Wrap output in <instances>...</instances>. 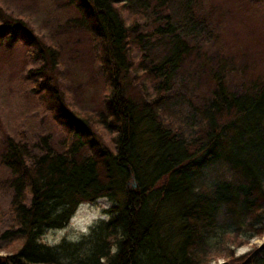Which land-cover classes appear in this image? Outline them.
I'll return each instance as SVG.
<instances>
[{
    "label": "trees",
    "instance_id": "obj_1",
    "mask_svg": "<svg viewBox=\"0 0 264 264\" xmlns=\"http://www.w3.org/2000/svg\"><path fill=\"white\" fill-rule=\"evenodd\" d=\"M71 1L102 58L116 151L101 147L91 158L81 157L100 121L67 106L55 79L59 48L0 7V47L21 38L29 55L43 63L38 70L49 72L56 84L43 99L58 105L59 118L70 128L65 152H56L46 138L43 153L31 162L28 146L6 136L0 159L16 177L14 232L25 242L17 253L0 256V264H210L209 255L221 250L225 237L262 236L264 74L241 90L231 89L227 68L217 60L215 70L206 67L212 98L199 107L173 94L172 83L192 55L191 41L211 36L200 0ZM126 12L158 17L155 34L167 49L157 64L129 61L148 42L133 34L140 24L133 19L128 25ZM131 73L145 90L148 82L155 84L152 98L145 90L144 101L129 97ZM130 179L138 183L134 190ZM107 197L117 199L108 221H99L78 241L42 242L47 231L67 227L81 204ZM8 235L0 233V243ZM247 264H264V249Z\"/></svg>",
    "mask_w": 264,
    "mask_h": 264
},
{
    "label": "rangeland",
    "instance_id": "obj_2",
    "mask_svg": "<svg viewBox=\"0 0 264 264\" xmlns=\"http://www.w3.org/2000/svg\"><path fill=\"white\" fill-rule=\"evenodd\" d=\"M0 7L13 18L28 23L47 45L59 48L61 65L55 79L67 106L100 121L93 124L95 139L83 148L81 157L91 158L101 147L115 152L112 137L116 130L109 122L105 105L109 86L102 58L80 23L81 17L72 1L0 0ZM200 12L209 24L211 36L191 41L192 55L176 73L172 93H182L197 106L204 107L212 98L209 69L217 68V60L227 68V85L231 89L241 90L243 84L264 74V0H200ZM125 14L128 25L133 19L139 21V28L133 29V34L143 35L148 42L144 50L134 49L129 61L135 63L145 58L150 65L160 62L167 46L166 40L155 34L160 25L158 17L150 15L143 19ZM3 22L0 14V25ZM29 54L21 38L0 47V151L9 135L28 146L31 162L43 153L46 138L56 152H65L70 142V128L59 118L58 105L49 106L43 99L46 90L55 88V81L49 72L38 70L43 63ZM133 77L131 73L127 93L133 99L144 101L145 89L136 84ZM145 92L152 98L155 84L148 82ZM15 179L0 159V233H9L0 243L3 256L17 253L25 242L24 237L14 232L18 228L13 214L18 200ZM129 186L134 190L138 183L130 179ZM116 200L107 197L81 204L67 227L47 231L42 242L55 246L63 240L78 241L96 223L111 218L108 211L116 205ZM105 216L109 218L104 219ZM260 245H264V234L259 237L241 235L234 240L225 237L221 250L209 255L210 264L243 261Z\"/></svg>",
    "mask_w": 264,
    "mask_h": 264
},
{
    "label": "water",
    "instance_id": "obj_3",
    "mask_svg": "<svg viewBox=\"0 0 264 264\" xmlns=\"http://www.w3.org/2000/svg\"><path fill=\"white\" fill-rule=\"evenodd\" d=\"M264 249V245H260L246 260L243 264H247L253 257H255L261 250ZM2 256V255H0ZM217 264H230L227 261H222Z\"/></svg>",
    "mask_w": 264,
    "mask_h": 264
},
{
    "label": "clouds",
    "instance_id": "obj_4",
    "mask_svg": "<svg viewBox=\"0 0 264 264\" xmlns=\"http://www.w3.org/2000/svg\"><path fill=\"white\" fill-rule=\"evenodd\" d=\"M104 219H108L109 217H107V216H105V217H103Z\"/></svg>",
    "mask_w": 264,
    "mask_h": 264
}]
</instances>
